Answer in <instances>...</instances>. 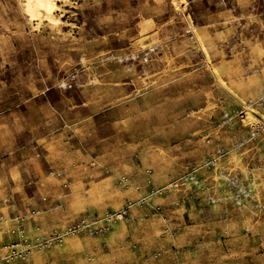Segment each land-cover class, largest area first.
<instances>
[{"label":"rangeland","instance_id":"374dc122","mask_svg":"<svg viewBox=\"0 0 264 264\" xmlns=\"http://www.w3.org/2000/svg\"><path fill=\"white\" fill-rule=\"evenodd\" d=\"M54 3L33 18L25 0H0V158L28 146L51 165L29 184L47 207L28 230L134 205L108 233L66 236L28 264H264V173L241 207L205 165L217 145L229 171L264 164V133L231 150L242 129L218 126L225 102L264 91V0ZM193 168L197 186L171 185Z\"/></svg>","mask_w":264,"mask_h":264},{"label":"built area","instance_id":"2783aa9c","mask_svg":"<svg viewBox=\"0 0 264 264\" xmlns=\"http://www.w3.org/2000/svg\"><path fill=\"white\" fill-rule=\"evenodd\" d=\"M238 38V37H236ZM239 43H242L240 40ZM238 48V47H236ZM235 47H230L231 53L238 51ZM244 49V46H241ZM240 49V48H239ZM150 48L145 51L144 56H137L139 61L147 62ZM231 54V55H232ZM133 59L135 57H132ZM228 99L225 97L224 102ZM226 103V102H225ZM226 107L222 110L221 121L219 127H226L228 129H242L241 135L237 136V142L234 143L232 149H238L244 144L253 143L254 140L258 139L260 135L264 133V91L257 94L255 97H249L245 100L237 101L235 106H230L225 104ZM238 123L237 126H234ZM216 130H219L216 129ZM211 140L206 139L209 143ZM226 152V151H225ZM225 152L219 145L216 146L215 156L205 162V165L211 168L215 166V182L221 185L224 189V194L222 195V201H230L231 203L244 207L246 203L254 200L252 187L254 184V179L256 172L264 173V164H259L257 166H251L246 168L245 171L235 170L229 171L228 169L219 165L220 158L225 155ZM227 153V152H226ZM195 168L185 175L174 180L171 185H191L197 186L199 184V179L194 175ZM61 175V172H56V176ZM122 182L127 183V178L122 177ZM148 182H150L148 180ZM64 186H67L65 183ZM138 189V186L135 187ZM212 202L215 201L214 198L210 199ZM145 197H141L137 200V204L143 203ZM134 202L128 201L124 206L111 212L104 214H87L81 216L74 222L68 224L65 230L58 231L53 230L48 234H41L35 238H30L27 235L26 228L24 226L26 221V215H16L13 218L14 226L9 228L6 232L15 236V240L3 245H0V264H28L29 258L33 251H37L46 247H50L54 244H59L63 241L64 237L70 235H104L108 233L114 224L120 221H128L130 210L133 207ZM41 211L36 209L30 211V215H37ZM2 219L0 218V223ZM3 229L0 227V232ZM157 255V254H156Z\"/></svg>","mask_w":264,"mask_h":264},{"label":"crops","instance_id":"0c3cea01","mask_svg":"<svg viewBox=\"0 0 264 264\" xmlns=\"http://www.w3.org/2000/svg\"><path fill=\"white\" fill-rule=\"evenodd\" d=\"M250 43L248 49L251 48V45L253 46V44ZM230 85L231 84L229 83V86ZM262 86H264L263 83L262 85L260 83L257 87L262 90ZM53 134L54 133L52 132L51 134L48 133L46 137L48 138ZM28 139L31 141L30 138ZM253 144L254 143H250L249 145ZM19 152L20 149L17 147H8L6 152L0 158V218L2 219L0 227L4 228L3 231L0 232V242L5 244L15 240V236L6 231L14 226L13 218L16 215H26L24 226L26 228L27 235H33L36 234V232H30L28 227L30 225L29 220L34 218L35 215H30V211L47 207L44 196L45 194L38 197L36 204H34V196L31 194L29 186L31 183H36L39 180L46 178L45 176L42 177L41 174H43V171L46 173L48 167L51 166H48L47 164V154L40 149L37 150L34 147L30 148L28 146H23L21 152L25 153L22 155V159L18 160L17 155ZM32 157L35 159L34 161H31ZM146 179L147 177L145 176L142 178L140 184L141 187L146 186ZM152 183H154V181ZM140 191H137L138 197L143 195L141 193L142 191ZM40 233H37L36 235Z\"/></svg>","mask_w":264,"mask_h":264},{"label":"bare ground","instance_id":"6f19581e","mask_svg":"<svg viewBox=\"0 0 264 264\" xmlns=\"http://www.w3.org/2000/svg\"><path fill=\"white\" fill-rule=\"evenodd\" d=\"M26 9L31 17L49 18L54 9V0H25ZM61 1V0H60ZM66 2V0H65ZM51 19V18H50Z\"/></svg>","mask_w":264,"mask_h":264}]
</instances>
